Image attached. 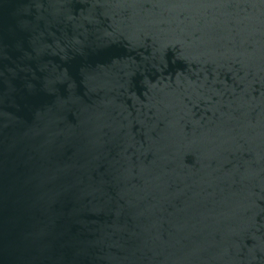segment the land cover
Instances as JSON below:
<instances>
[{
	"label": "water",
	"instance_id": "water-1",
	"mask_svg": "<svg viewBox=\"0 0 264 264\" xmlns=\"http://www.w3.org/2000/svg\"><path fill=\"white\" fill-rule=\"evenodd\" d=\"M0 264H264V0H0Z\"/></svg>",
	"mask_w": 264,
	"mask_h": 264
}]
</instances>
